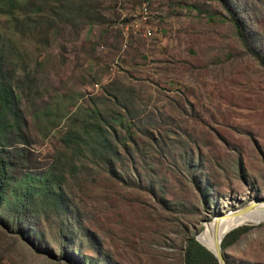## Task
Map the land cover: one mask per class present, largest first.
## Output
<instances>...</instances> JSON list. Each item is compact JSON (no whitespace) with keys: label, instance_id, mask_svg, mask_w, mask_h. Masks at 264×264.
Returning <instances> with one entry per match:
<instances>
[{"label":"rangeland","instance_id":"obj_1","mask_svg":"<svg viewBox=\"0 0 264 264\" xmlns=\"http://www.w3.org/2000/svg\"><path fill=\"white\" fill-rule=\"evenodd\" d=\"M223 15L216 0H0L13 94L0 113V154L10 171L50 167L67 121L91 106L124 113L163 144L145 166L165 189L161 201L147 183L110 179L88 159L62 164L75 211L0 222V264H69L58 230L68 218L96 236L95 264H184L185 234L264 201V67ZM241 224L251 226L222 248L226 263L264 264V219ZM82 251L91 253L86 242Z\"/></svg>","mask_w":264,"mask_h":264},{"label":"trees","instance_id":"obj_2","mask_svg":"<svg viewBox=\"0 0 264 264\" xmlns=\"http://www.w3.org/2000/svg\"><path fill=\"white\" fill-rule=\"evenodd\" d=\"M216 1L224 11L222 18L232 25L240 44L264 67V30L257 28L264 22V0ZM206 14L213 19L212 12L206 11ZM2 39L0 32V113L9 106L13 95L2 72L7 55ZM77 110V116L74 115L67 121L60 135L61 149L57 150L51 166L40 174L25 172L20 176L14 175L9 169V159L0 154L1 223L7 224L11 220L17 226L31 224L34 218L46 211L69 216L75 210L68 207L69 202L62 187L64 170L61 165H70L81 158L91 161L92 165L97 166L110 179H118L128 184L147 183L151 193L159 196L161 201L165 199L164 186L155 184L156 172L148 165L145 166L146 157L159 154L160 148H163V144L157 142L154 134L131 122L126 125L123 122L126 117L120 111H113L111 115L104 117L96 107L83 106ZM120 128L123 133L118 131ZM137 132L142 134L144 145L135 139ZM198 144V140L193 138L187 143V149L196 151ZM199 178H203V175ZM203 180L207 182L204 178ZM197 187L201 189L199 184ZM155 188L159 189V193ZM202 201L207 202L205 198ZM250 226L241 224L226 231L220 240L221 249L232 243L242 230ZM58 230L65 241L60 255L67 263L95 264L94 260L101 249L88 226L73 223L72 218H68L63 220ZM194 234L183 236V263L218 264L214 254L198 242ZM84 242L91 249V253L85 254L82 251ZM103 264H107V256Z\"/></svg>","mask_w":264,"mask_h":264},{"label":"bare ground","instance_id":"obj_3","mask_svg":"<svg viewBox=\"0 0 264 264\" xmlns=\"http://www.w3.org/2000/svg\"><path fill=\"white\" fill-rule=\"evenodd\" d=\"M142 12L143 15H145L148 12V6L146 4L142 6ZM258 202H264V201L263 200L255 201L248 208L244 210H235V211L231 210L228 211L227 213L215 216V217H220L222 219H215L211 223H208L205 229L203 230V232H201V234L198 235L199 240L209 248H216V245L218 244L222 235L228 228L240 224L241 222L246 220L261 221L262 219H264V204ZM255 205L258 208L257 210L247 211L252 207H254Z\"/></svg>","mask_w":264,"mask_h":264},{"label":"water","instance_id":"obj_4","mask_svg":"<svg viewBox=\"0 0 264 264\" xmlns=\"http://www.w3.org/2000/svg\"><path fill=\"white\" fill-rule=\"evenodd\" d=\"M255 201H258L257 199H252V200H249V201H247L246 203H244L243 205H241L240 207H238V208H235V209H229V210H227V211H230V210H244V209H246V208H248L253 202H255ZM226 211V212H227ZM245 223V222H244ZM252 223V222H251ZM256 223V222H255ZM238 225V224H237ZM237 225H234V226H232V227H230V228H228L226 231H228L229 229H231V228H233V227H236ZM225 231V232H226ZM224 232V233H225ZM224 235V234H223ZM222 235V236H223ZM194 238L198 241V242H200L202 245H204L200 240H199V238H198V236H197V234H194ZM222 238V237H221ZM221 240V239H220ZM220 240H219V242H218V244L216 245V248H209V247H207V246H205L210 252H212L213 254H214V256L216 257V259H217V263L218 264H227L226 263V261H225V258H224V254H223V251H222V249H221V247H220Z\"/></svg>","mask_w":264,"mask_h":264}]
</instances>
